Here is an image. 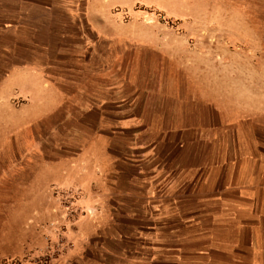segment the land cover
Listing matches in <instances>:
<instances>
[{
	"label": "crops",
	"instance_id": "1",
	"mask_svg": "<svg viewBox=\"0 0 264 264\" xmlns=\"http://www.w3.org/2000/svg\"><path fill=\"white\" fill-rule=\"evenodd\" d=\"M84 2L0 0V79H33L36 114L67 107V119L106 142V153L107 139L121 142L108 173L125 197L116 211L146 220L132 223L129 253L105 244L102 256L264 264V109L235 108L226 93L203 90L204 79H172L159 67L140 76L135 60L113 66L111 46L91 40Z\"/></svg>",
	"mask_w": 264,
	"mask_h": 264
},
{
	"label": "rangeland",
	"instance_id": "2",
	"mask_svg": "<svg viewBox=\"0 0 264 264\" xmlns=\"http://www.w3.org/2000/svg\"><path fill=\"white\" fill-rule=\"evenodd\" d=\"M84 1L91 40L111 46L113 66L135 60L140 76L159 67L204 79L233 107L264 109V0ZM36 89L33 79H0V264H115L104 245L129 253L132 223L146 220L116 211L125 197L108 173L123 146L107 139L106 153L65 106L37 115Z\"/></svg>",
	"mask_w": 264,
	"mask_h": 264
}]
</instances>
